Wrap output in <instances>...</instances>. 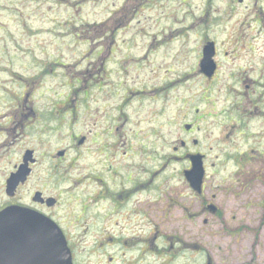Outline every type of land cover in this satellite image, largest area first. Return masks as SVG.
Here are the masks:
<instances>
[{
  "label": "rangeland",
  "instance_id": "obj_1",
  "mask_svg": "<svg viewBox=\"0 0 264 264\" xmlns=\"http://www.w3.org/2000/svg\"><path fill=\"white\" fill-rule=\"evenodd\" d=\"M238 1L0 0V205L8 198V172L26 148H34L40 163L17 198L28 202L35 188L58 195L61 213L82 218L67 229L78 263L109 264L95 247L101 234L84 231L85 221L95 215L97 222L108 203L99 201L96 209L92 201L81 214L94 184L81 183L78 174L96 167L89 133L97 128L94 118L102 126L115 119L124 122L122 129L99 142L146 151L131 163L147 170L132 169L148 183L129 204L141 205L147 238L157 235L162 252L148 253L141 264L166 256L173 257L170 264H184L192 252L193 264H264V146L246 164L229 158L236 148L221 137L219 124L228 101L218 80L206 84L199 68L208 40L215 42L221 67L222 50L234 48L240 65L248 63L250 49L264 44V36L251 39L264 34V24L254 21L264 17V0ZM95 50H111L99 73ZM193 118H200L194 136L206 154L205 187L194 195L184 176L186 160L172 158L186 135L183 124ZM79 134L88 136L82 155L71 149L63 163L66 178L50 180L48 157L72 147Z\"/></svg>",
  "mask_w": 264,
  "mask_h": 264
},
{
  "label": "flooded vegetation",
  "instance_id": "obj_2",
  "mask_svg": "<svg viewBox=\"0 0 264 264\" xmlns=\"http://www.w3.org/2000/svg\"><path fill=\"white\" fill-rule=\"evenodd\" d=\"M241 1L242 0H239L238 2ZM254 19L255 24H264V17L258 16L254 17ZM251 36H253L251 38L252 40L258 41L260 39L259 36H264V34L258 32ZM234 44H237V40H234ZM250 50L248 63L236 65V58L238 56L234 54V48L231 51L224 49L221 54L224 60L223 67H221V64L219 65L216 60L217 67L211 75L201 73L203 81L206 84L211 85L218 80L224 89V99L225 102L228 101V104H225L219 114V124L223 127L221 137L224 138L225 142H234L232 148H236L235 155H229V158L238 165L250 162L248 158L254 157L255 148L264 146L262 142V140H264V124L260 126L257 124L258 121L264 123V44L258 49ZM99 51L101 50H95L92 54L96 67L99 65V69L97 70L98 73L99 70L103 69L105 66L106 56L108 57L111 53V50H109L108 55H103L102 52L98 54ZM215 56H217V54ZM229 58L230 60L228 61ZM94 79L97 84H100L103 77L99 75L94 77ZM78 80L80 81L79 78ZM11 119L12 118H10V120ZM13 119H15L14 116ZM59 119L61 120V118ZM199 119L200 118H193L192 121L183 124L186 135L183 138H178L179 145L173 147L172 158L178 160L181 155L180 157L186 160L187 165L184 169L185 172L192 166L191 157L195 154L202 155L204 166V175L202 179L203 192L206 180V165L204 164L206 154L199 150L200 140L194 136V132L200 128L198 125ZM114 120L109 123L111 120L106 118L102 126L98 124V119L94 118L92 126L97 128L89 132L92 133L91 141L95 144L94 146H90V148H94V154L98 158L95 162L96 167H92V172H79L78 174L81 183L83 182L85 185L94 184L93 191L89 193L90 196L87 195L90 204L88 201L85 202L83 200L81 204V214H85V212L88 211L87 209L92 204V201V206L96 209L99 207V201L108 203V208L104 215H96V217H98L97 222L96 219H94L95 215L93 216V222H89L88 220L85 221L86 230L84 231L87 232L88 229L95 228L96 232L101 234L100 238L98 239L97 237L98 240L96 239L95 241V247L100 251L102 256L106 257L107 263L115 264L117 261H120L119 264H141L148 253L152 255L153 252L158 250L162 252V247L155 245L157 241H154V239L157 235L151 240L147 238L144 227L145 223L141 222V205L137 204L136 206H130L129 204L130 201L135 198L136 193L144 189L148 183L147 179L149 177L145 178L144 176L142 178L139 174H135V171L132 169L136 168L139 170L142 168V171L146 172V174L147 170L145 171V169L139 165L140 162H133V165L131 163L134 156L144 155L146 151H144L143 148L142 150L138 148L136 151H133L132 148L121 149L115 145L114 141H101L100 143L98 137L104 135L107 140L110 135L114 137V134L120 131L124 126V122L122 125H118ZM186 125L189 126L188 129L185 128ZM87 138L88 136L84 134L74 135L76 144L72 147L69 146L68 148L57 149L55 155L50 154L48 157L49 164L45 169L50 180L54 179V177L60 179L66 178V168H63V163L69 151L75 149V153L78 155L77 157H80L82 155V149H84L87 143ZM260 143L263 146H261ZM26 150H32V154L27 159L26 168H28V174L26 180L17 186L12 196L7 195L5 191L8 198L0 205V209L8 205L19 204L34 209L50 218L64 232L68 245L72 251L74 264H84L83 262L78 263L76 253L74 254L71 245V240H69L67 236V229L70 228L72 224L81 222L82 218L77 219L78 217L74 218L72 214L66 212L61 213L58 209L61 203L59 196L56 194H45L40 188H35L32 191L28 202H23L21 199L17 198L19 189L30 180L35 173L36 166L40 163V159L35 156L34 148H26L25 151ZM23 155L21 160L15 163L13 169L8 172L5 181L12 172L17 170L21 163H24ZM79 179L74 180V183H77ZM189 187L194 195L193 188L190 185ZM36 193L39 194L37 195ZM205 206V208H207L208 205ZM212 208L216 209L215 206H212ZM169 245L168 249L173 250L174 244L170 243ZM190 247L193 248V246ZM184 248H189V246ZM179 250H176L175 253H178ZM193 257L194 252H192L190 258L185 257L184 264H193ZM161 259H164L165 262H161L160 258H158V263L154 264H170L174 260L173 257L170 256ZM188 259L190 263L187 261ZM207 264H209V262H207Z\"/></svg>",
  "mask_w": 264,
  "mask_h": 264
},
{
  "label": "water",
  "instance_id": "obj_3",
  "mask_svg": "<svg viewBox=\"0 0 264 264\" xmlns=\"http://www.w3.org/2000/svg\"><path fill=\"white\" fill-rule=\"evenodd\" d=\"M214 52L212 41L204 45L200 68L208 75L215 68ZM31 154L32 151H26L25 164L7 180L9 195L26 179V162ZM191 162L192 168L185 172V176L191 186L200 191L202 156H192ZM0 264H72V255L64 234L52 220L30 208L11 205L0 210Z\"/></svg>",
  "mask_w": 264,
  "mask_h": 264
}]
</instances>
